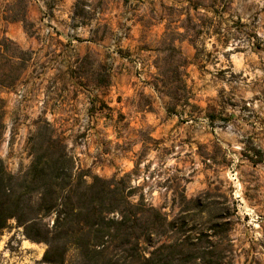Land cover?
Returning a JSON list of instances; mask_svg holds the SVG:
<instances>
[{
  "label": "rangeland",
  "instance_id": "374dc122",
  "mask_svg": "<svg viewBox=\"0 0 264 264\" xmlns=\"http://www.w3.org/2000/svg\"><path fill=\"white\" fill-rule=\"evenodd\" d=\"M24 1L0 0V38H9L8 22L24 11L26 17ZM111 1L121 5L114 27L101 23L79 34L80 40L98 41L80 50L59 41L48 46L34 23L27 20L32 27L26 31L20 22L25 41L14 42L31 51V59L22 71L16 61L4 66L0 60L12 76L20 73L13 87H0V157L7 170L15 174L29 165L27 140L36 121L46 120L63 137L74 169L124 177L133 202L141 197L168 219L185 216L184 228L195 238L209 235L197 240L198 252L213 247L217 264H264V0ZM111 1L91 3L104 9ZM77 11L84 19L93 15ZM130 17L154 23L144 40H157L156 48L163 49L154 60L153 100L117 91L123 82L135 90L133 78L144 73L142 57L132 55L124 79L114 63ZM183 40L187 46L178 47ZM167 46L189 53L190 59L182 54L191 62L187 72V65L177 66V56L164 61ZM1 50L16 52L11 44ZM175 68L185 73L179 101L166 95L178 83L172 80ZM44 249L25 238L14 219L0 229V264H46Z\"/></svg>",
  "mask_w": 264,
  "mask_h": 264
},
{
  "label": "trees",
  "instance_id": "16d2710c",
  "mask_svg": "<svg viewBox=\"0 0 264 264\" xmlns=\"http://www.w3.org/2000/svg\"><path fill=\"white\" fill-rule=\"evenodd\" d=\"M18 19L26 31L32 27L25 11ZM10 44L16 52L7 56L1 49ZM164 51V61L177 56V66L187 65L179 49L167 46ZM31 54L11 39L0 38V60H4V66L14 60L22 71ZM3 69L0 65V87H13L20 73L12 76L11 69ZM173 72L172 80L178 83L166 95L179 101L185 93L180 76L185 73H178L176 68ZM174 109L166 111L173 113ZM2 131L0 122V140ZM27 144L31 161L22 171L9 172L0 157V229L14 219L25 238L45 245L42 263L196 264V259L200 264L218 263L217 258L212 259L213 247L198 252L197 240H207L209 235L195 238L187 233L185 216L168 219L141 197L133 202V190L124 177L103 178L88 170L74 169L63 137L50 122L38 119ZM192 202L193 199L186 201V212Z\"/></svg>",
  "mask_w": 264,
  "mask_h": 264
},
{
  "label": "crops",
  "instance_id": "0c3cea01",
  "mask_svg": "<svg viewBox=\"0 0 264 264\" xmlns=\"http://www.w3.org/2000/svg\"><path fill=\"white\" fill-rule=\"evenodd\" d=\"M92 0H26V18L28 21L35 24L36 30L43 34V29L47 24H49L54 32L48 36L47 42L48 46L53 47L54 41H59L60 43H64L66 49L75 47L80 50L83 45L88 43H97L98 41L95 39H86L80 40L79 34H87L89 30L101 25V23H106L109 30L115 25L114 16L117 14L116 10L119 6H115L113 2L107 3L106 8L102 9L100 5H93L91 3ZM125 4L127 0H124ZM173 1V2H172ZM172 3H175V0H172ZM169 1V3H171ZM101 3V2H100ZM124 4V5H125ZM175 5V4H174ZM78 9H82L83 11H91L92 17L90 19H84L78 13ZM88 9V10H87ZM121 9V8H120ZM135 11V10H134ZM95 14L97 15L96 17ZM106 15V18L101 19V15ZM46 17L44 21L43 17ZM126 20V19H125ZM129 22L126 24L129 25L128 30L129 34L123 40L117 42V47L119 48L118 52L116 50L113 52L115 55L114 63H118V67L120 69V79H124L128 76L127 68H130L129 63L132 62V55H136L138 57H142V66L144 69L143 77L141 79L133 78L136 82V87L133 89H129L126 87L125 82L118 84V88L121 90H117L118 94L123 93L124 95L135 94L136 92L140 96H148L151 100L153 98H157V94L155 91V87L153 81L156 80L157 67L154 63L155 57L158 55V51L156 48V41L146 42L144 39L146 32L150 31L152 27L155 26L154 23L147 22L144 18L137 17L128 18ZM165 18L160 20V25H163V33L166 31L165 26ZM20 20H13L7 23L6 34L9 39L12 41H16L18 44H22L25 41L24 38V30L22 31V27L20 26ZM164 22V23H162ZM38 27V28H37ZM136 28V29H135ZM138 31L139 35H133V31ZM49 40V41H48ZM186 40L178 43V47L183 44V47L187 44ZM188 42V41H187ZM94 43V44H95ZM110 43V41H109ZM91 45V44H90ZM110 45V44H109ZM107 46V45H106ZM113 47V46H111ZM108 48V47H107ZM181 48V47H180ZM111 49V48H110ZM187 59H190L191 56L186 52V54L182 53ZM191 62L186 67V72L188 71V67ZM63 65L67 68L71 67L70 61H64ZM67 68V69H68ZM131 79V78H129ZM135 86V85H134ZM121 91V92H120ZM142 112H146L147 109H139Z\"/></svg>",
  "mask_w": 264,
  "mask_h": 264
},
{
  "label": "built area",
  "instance_id": "2783aa9c",
  "mask_svg": "<svg viewBox=\"0 0 264 264\" xmlns=\"http://www.w3.org/2000/svg\"><path fill=\"white\" fill-rule=\"evenodd\" d=\"M43 19H44V21H45V20H46V17L44 16ZM53 32H54L53 28H52L49 24L46 23V25H45V27H44V29H43V34H44L45 36H49V35L52 34Z\"/></svg>",
  "mask_w": 264,
  "mask_h": 264
}]
</instances>
